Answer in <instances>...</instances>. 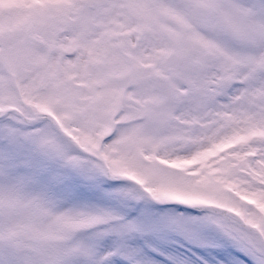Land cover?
<instances>
[{
  "label": "snow or ice",
  "instance_id": "snow-or-ice-1",
  "mask_svg": "<svg viewBox=\"0 0 264 264\" xmlns=\"http://www.w3.org/2000/svg\"><path fill=\"white\" fill-rule=\"evenodd\" d=\"M0 264H264V0H0Z\"/></svg>",
  "mask_w": 264,
  "mask_h": 264
}]
</instances>
